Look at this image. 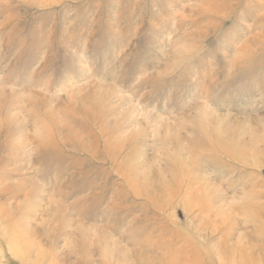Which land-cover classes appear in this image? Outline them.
Instances as JSON below:
<instances>
[{
    "label": "rangeland",
    "instance_id": "374dc122",
    "mask_svg": "<svg viewBox=\"0 0 264 264\" xmlns=\"http://www.w3.org/2000/svg\"><path fill=\"white\" fill-rule=\"evenodd\" d=\"M0 264H264V0H0Z\"/></svg>",
    "mask_w": 264,
    "mask_h": 264
}]
</instances>
